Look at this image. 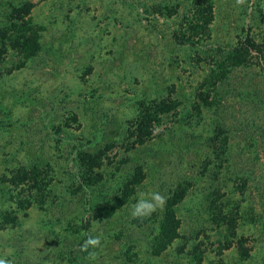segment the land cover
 Returning a JSON list of instances; mask_svg holds the SVG:
<instances>
[{
	"label": "rangeland",
	"instance_id": "obj_1",
	"mask_svg": "<svg viewBox=\"0 0 264 264\" xmlns=\"http://www.w3.org/2000/svg\"><path fill=\"white\" fill-rule=\"evenodd\" d=\"M210 1L191 41L196 0H0L2 264H264V0ZM164 101L140 143L141 112ZM141 192L162 199L137 217Z\"/></svg>",
	"mask_w": 264,
	"mask_h": 264
},
{
	"label": "trees",
	"instance_id": "obj_2",
	"mask_svg": "<svg viewBox=\"0 0 264 264\" xmlns=\"http://www.w3.org/2000/svg\"><path fill=\"white\" fill-rule=\"evenodd\" d=\"M194 8H195L194 18L192 19L191 22H189V25L187 27V29H189L191 33L188 35L187 38L191 41H194L196 37L201 36L200 35L201 33L203 34L207 33L209 24L214 19L213 3L210 0H203V1L196 0ZM37 38H38L37 36H31V37L20 36L17 39V43L19 45L24 46L26 50L33 52L39 48V43L37 41ZM231 58H232L231 62H229L230 66L226 65L222 73H220L219 75L220 80H222L227 75L231 67L239 66L242 63H244L247 59L245 54L243 58L240 56H232ZM22 64L17 66L21 67ZM176 105H177L176 101L171 103H166L164 101L161 103H157L155 107L145 106L143 112H141L139 116V123H138L139 125L137 128V132H135L136 139L140 143H143L147 139H149L152 133L150 127L153 122L159 121V114L167 110H170L173 107H176ZM221 130L223 131L222 128H219L220 132ZM223 143H225V141H223ZM93 167L94 166H88V168H93ZM141 168L142 167L139 166L140 170ZM38 173H39L38 167H33L29 170L22 169L21 179L22 181H28L32 179V177L37 176ZM142 178H143L142 176L139 175L137 176L135 174L134 180L132 181V183L134 184L132 186V190L128 191L127 194L124 195L121 200H118L117 202L113 203L112 206L107 210L104 218H108L111 215H113L114 212L117 211L123 205V203L128 200L129 197L128 195L132 194V192L134 191V187L141 182ZM33 186L38 187V183L35 181ZM186 192H187V186H185L179 191L178 190L175 191V193L167 202L165 216L161 224L160 236L156 244V250L158 252L167 248L179 235V226L181 222L177 216L175 210V204L183 197L184 193Z\"/></svg>",
	"mask_w": 264,
	"mask_h": 264
},
{
	"label": "clouds",
	"instance_id": "obj_3",
	"mask_svg": "<svg viewBox=\"0 0 264 264\" xmlns=\"http://www.w3.org/2000/svg\"><path fill=\"white\" fill-rule=\"evenodd\" d=\"M150 197V198H146ZM161 196L159 193H139L138 194V199L137 202L132 206V215L137 216V217H143L146 215H149L153 210H154V203L155 202H160L161 201ZM88 243L90 244H96L98 241L96 239H89ZM2 264V262H0Z\"/></svg>",
	"mask_w": 264,
	"mask_h": 264
}]
</instances>
